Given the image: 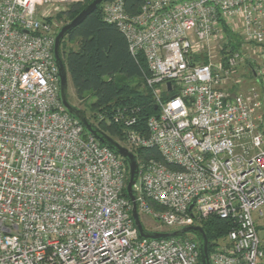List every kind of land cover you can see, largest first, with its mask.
Here are the masks:
<instances>
[{
    "label": "built area",
    "instance_id": "1",
    "mask_svg": "<svg viewBox=\"0 0 264 264\" xmlns=\"http://www.w3.org/2000/svg\"><path fill=\"white\" fill-rule=\"evenodd\" d=\"M82 1L0 0V264H201L195 234L139 235L123 194L126 161L61 102L57 15ZM102 19L145 59L158 109L145 131L139 107L106 120L130 151L161 155L137 160L139 216L153 232L230 220L209 264H264L254 219L264 207V72L247 57H264V0H143L135 15L110 0ZM244 62L259 84L242 86Z\"/></svg>",
    "mask_w": 264,
    "mask_h": 264
},
{
    "label": "trees",
    "instance_id": "2",
    "mask_svg": "<svg viewBox=\"0 0 264 264\" xmlns=\"http://www.w3.org/2000/svg\"><path fill=\"white\" fill-rule=\"evenodd\" d=\"M90 1L74 3L66 12L58 14L57 18L60 19L65 14L70 21ZM107 1L110 0H104L66 34L61 41L60 50L78 101L85 102L89 97L93 98L89 105L88 119L114 140L124 143L122 128L112 122H106L113 111L117 107H139L137 127L145 131L148 117L157 114L158 109L155 108L151 90L145 82V77L149 74L145 59L142 56L134 57L119 28L102 19V4ZM142 2L143 0H123L126 13L135 15ZM224 30L229 47L232 50L238 49L240 42L237 35L227 28ZM67 43H75L76 46L67 47ZM202 62L206 60L203 59ZM248 67L251 76H254L253 65ZM165 97L167 98L166 95ZM133 152L138 161L146 157L162 159L156 148L138 149ZM127 179L128 171L126 181ZM123 194L126 196L125 192ZM199 225L208 239V253L212 246L222 244L219 239H225L226 233L234 226L230 220L218 217H210ZM195 237L198 239L200 235L196 234Z\"/></svg>",
    "mask_w": 264,
    "mask_h": 264
},
{
    "label": "water",
    "instance_id": "3",
    "mask_svg": "<svg viewBox=\"0 0 264 264\" xmlns=\"http://www.w3.org/2000/svg\"><path fill=\"white\" fill-rule=\"evenodd\" d=\"M104 0H91L84 8L80 10V12L75 15L68 23L64 24L58 31L55 37L54 42V58L58 67L59 74V89H60V99L65 109L72 116L76 117L83 128L92 136H94L98 141L105 144L113 151L118 153L123 159L126 161L128 166V180L125 187V192L127 197L132 203L131 216L134 222V225L137 227L139 235L144 238L151 239H160L171 236H179L182 234H199V249H200V263L201 264H209V256H208V239L205 236V233L201 226L192 225L183 227L179 230H174L170 232H153L147 231L141 222L140 216L136 209V203L133 195V185L136 183L138 178V161L132 151H130L127 147L121 145L118 141L114 140L111 136H109L106 132L101 130L95 124H93L86 114L80 110L79 108L71 105L67 100V85H68V74L65 62L63 60L60 45L61 41L64 39L66 34L76 26H78L89 14H91ZM170 86V83H167ZM191 208V206L189 207Z\"/></svg>",
    "mask_w": 264,
    "mask_h": 264
},
{
    "label": "rangeland",
    "instance_id": "4",
    "mask_svg": "<svg viewBox=\"0 0 264 264\" xmlns=\"http://www.w3.org/2000/svg\"><path fill=\"white\" fill-rule=\"evenodd\" d=\"M51 7H53V6H51ZM58 22L60 24H62L61 26L59 25V28H60L64 24L68 23L69 20H68L67 16H65V14H64V15H62V18L59 19ZM75 46H76L75 43H72V44L67 43V47L75 48ZM247 57H248V60L253 62L254 65L257 64L256 65V71H257L258 75H262L261 73L264 72V63H263L264 57L258 53H251V52L248 53ZM204 60H206V58H204ZM237 78L242 81L243 87L259 84L251 76L250 68L247 66V64L245 62L239 65V67L237 69ZM257 80L259 82L260 78H258ZM67 100L71 105H73V106L79 108L80 110H83L84 112H86L87 117L90 115L89 105L93 101V98L89 97L87 99V101L79 102L78 99L76 98L75 94H74V90H73V87L69 81V78H68V85H67ZM120 144L124 145V143H120ZM262 212H263V215H261V216H259L257 213H254V219H255V223L257 225L259 238L261 239V241H264V207L262 208ZM140 218H141L142 225L146 230L151 231V230H155L157 228V224L153 220H151L150 218L145 217L143 215H140ZM169 230H174V229H169ZM182 236L188 237V236H190V234H185ZM219 241L222 243H225V239H223V238H220Z\"/></svg>",
    "mask_w": 264,
    "mask_h": 264
}]
</instances>
